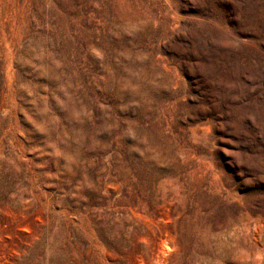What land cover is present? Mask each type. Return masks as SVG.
Instances as JSON below:
<instances>
[{"label":"rangeland","instance_id":"1","mask_svg":"<svg viewBox=\"0 0 264 264\" xmlns=\"http://www.w3.org/2000/svg\"><path fill=\"white\" fill-rule=\"evenodd\" d=\"M0 264H264V0H0Z\"/></svg>","mask_w":264,"mask_h":264}]
</instances>
